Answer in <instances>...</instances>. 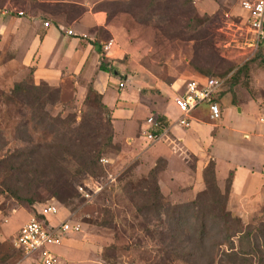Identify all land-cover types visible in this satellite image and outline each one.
I'll return each mask as SVG.
<instances>
[{"label":"rangeland","instance_id":"rangeland-1","mask_svg":"<svg viewBox=\"0 0 264 264\" xmlns=\"http://www.w3.org/2000/svg\"><path fill=\"white\" fill-rule=\"evenodd\" d=\"M241 1L112 0L102 4L110 24L119 28L123 37L122 42H113L114 53L104 59L111 61L108 59L120 55L115 67L123 80L109 76L107 88L117 95L116 107L130 108L126 113L132 110L133 128L127 136L121 124L125 121L120 118L115 122L112 109L99 106L90 91V79L84 75L66 77L57 85L36 84L42 88L40 110L33 99H8L16 83H35L30 79L31 68L11 60L16 46L4 27L0 28V264H38L36 258H25L13 240L21 225L49 204L58 207L55 221L69 217L80 224L79 232L52 247L59 264H191L190 258L172 259L164 253L169 248L192 246L184 235L186 227L180 233L173 231L168 208L188 204L204 189L203 167L200 174L196 168L210 159V146L202 148L212 139L219 178L226 172L225 155L232 153V163L243 161L245 165H235L239 182L260 191L248 197L225 196L228 175L219 183L216 180L226 198L225 207L241 220V233L250 232V237L243 235L241 241L239 234L232 237L235 248L246 249L252 244L245 264L256 262L258 251L264 258V167L258 158L241 151L247 141L237 133L264 130V122H260L264 120V39L256 46L252 42ZM7 13L0 8L1 22L14 17ZM109 39L104 37L105 42ZM245 64L247 69L237 73ZM209 77L228 79L220 96L219 118L213 122L199 117L201 122L191 121L187 128L172 124L195 152H188L179 134L174 136L170 130L157 141L147 140L152 130L144 123L156 114L145 107V98L153 99L159 89L170 87L171 93L164 91L159 100L164 112L170 115L173 109L177 115L173 90L188 80ZM118 80L123 87L118 86ZM120 95L127 97V103L118 99ZM110 97L112 92L104 99L101 95V102L111 105ZM209 123L215 124L214 128H209ZM218 123L213 135L210 131ZM111 133L112 141L107 144ZM156 142L168 149L159 143L151 150L152 157L143 155ZM161 147L165 163L155 177L161 195L158 201L152 200L157 196L149 171L156 163L158 168L163 166L156 155ZM89 151L100 154L96 168L83 164V155ZM15 157L24 163L25 173L15 170ZM143 204L150 208L146 216L137 214ZM221 230L218 222L209 229L217 235L214 240L219 239ZM223 243L220 250L227 247ZM209 264L232 262L223 259L216 248Z\"/></svg>","mask_w":264,"mask_h":264},{"label":"crops","instance_id":"crops-1","mask_svg":"<svg viewBox=\"0 0 264 264\" xmlns=\"http://www.w3.org/2000/svg\"><path fill=\"white\" fill-rule=\"evenodd\" d=\"M109 1L112 0H0V8L14 15L12 19L8 18L7 20L6 18L2 22L0 21V28H2V26L4 27L6 30L4 31L5 35L12 37L13 45L16 46V54L11 60L19 63L22 67L31 68L30 79L33 83L57 85L66 77L75 76L80 78L81 75H84L86 78L90 79L93 89L102 95L103 99L107 93L112 92L113 97H110L112 104H104L112 109V117L115 122L120 118H122L120 120L125 121V123L122 122L121 124L123 128L126 129L124 135L127 136L133 128V116L130 115L132 110L129 113H126L125 110L130 108H121V106L116 107L115 101L117 100V95L113 90L107 88L109 74L105 71L98 70V63L101 56L111 57L110 54L114 53V47L116 46L113 43L108 52L105 53L103 50V44L106 43L104 37H109L113 42L116 40L122 42L123 38L121 30L110 24L108 12L105 10V4L102 5L104 2ZM9 8H15L19 11L13 13ZM10 14L7 13V16H12ZM45 22L48 23L47 26H44ZM68 31H71V34H68ZM121 47L122 49L124 48L123 44ZM112 57L114 59L108 60L120 59V55L118 54ZM174 84H176V82ZM183 85L184 84L181 83L175 88L176 90H173L174 98L181 93ZM169 89L170 87L165 90L159 89L153 99L148 100L145 98V107L149 108L150 112L156 114V117L163 116L168 120L169 125L166 128L165 135H167L169 130V133L174 136H178L179 134L181 144L185 146L188 152L194 153L195 149H193L190 144H187L185 137L178 132V129H175V127L172 126L180 115L174 102L173 106L178 112L177 115L173 113V109L170 110V115L162 110L164 109V106H162L163 103L159 100V97H163L164 91H169L171 93ZM126 98L125 95H120V98L118 99L123 103H127L125 101ZM218 98L219 103H221L220 96ZM118 103L121 102L119 101ZM227 108L228 107L225 109V113ZM120 111L124 113H119ZM172 113L174 114V117H172ZM121 115L123 116L121 117ZM193 115L194 116L190 119V123L191 121L201 122L202 120L199 117H207L210 121H216L209 119L206 106L199 107L193 112ZM260 122H264V120ZM190 123L187 127L190 126ZM219 123L217 124L216 129H213L214 131H210L214 132L213 135H215L217 128H219ZM144 124L148 126L147 128L149 130H151L152 127L148 121ZM214 125L210 124L209 128H214ZM237 133L247 141L246 147L242 148L241 151L244 154H248L250 157H255V159L258 158L261 167H264V130L241 131ZM137 140V138H134V141L136 142L135 147L138 145ZM213 141L214 139L211 140L209 145L202 148V151L210 146V159L215 162V175L218 183L229 175V173H232L230 196L248 197L257 195L260 191H258L254 185L246 187L245 182H239L235 165H245L243 164V161L235 164L232 163V153L227 157L225 155L224 169L226 172L222 175V178H219L218 162L214 157L215 148L213 147ZM159 143L160 142H156L152 144L143 155L151 156V150L157 149L155 145ZM162 146L166 148L165 145ZM161 149L162 147L158 148L156 155L165 161V155L161 152ZM167 149L168 148H166V150ZM210 159H208L205 164H203L202 161L196 170L199 172V170H201L202 167L204 168ZM258 184L260 186L262 185L261 182ZM55 218L56 217L52 219L55 220Z\"/></svg>","mask_w":264,"mask_h":264},{"label":"trees","instance_id":"trees-1","mask_svg":"<svg viewBox=\"0 0 264 264\" xmlns=\"http://www.w3.org/2000/svg\"><path fill=\"white\" fill-rule=\"evenodd\" d=\"M148 1L152 3L155 0ZM115 62L116 60L107 61L106 59H104V57H101L98 63V70L107 72L110 77H119L118 79L123 80V76L120 75L119 69L115 67ZM246 69L247 65L245 64L243 69L240 68L237 73L241 72V70L245 71ZM232 76L229 78L230 80H232ZM120 80H118V82H122ZM227 80L228 79H226L225 84ZM41 89V86L36 84L26 86L24 83H16L14 87L10 90V94L7 98L10 100L13 98L23 100L26 98L33 99L38 103L37 107L40 110V105L42 104L40 103V100L43 98L40 92ZM90 91L94 92L99 106L106 111L109 110V107L101 102V95L93 89H90ZM222 92L223 91L219 93V96H221ZM2 96L3 95L1 94V97ZM215 100L219 101V98L217 97L215 98ZM108 122H110V120ZM156 122L159 124L160 129L167 128V126L169 125L168 120L165 119V117L163 116H157ZM157 132L159 131H156V133ZM109 139L110 141L107 144H110V142L112 141V133L107 135V140ZM1 146L2 137L0 136V148ZM99 155L94 154L92 151L85 153L83 155V164H85L89 168H96L98 165L96 159L100 158ZM17 158L18 157H15L12 161L13 163H17V167H15V170L25 173L26 171L24 163L21 160L19 161ZM158 162H163V166L158 168L156 163V165L149 171V178L151 180V183L153 184L155 196H157L152 197V200L154 198L159 201L161 195L155 183V177L157 172L163 170L165 161L159 158ZM202 178L204 181V189L199 193V195L195 199L191 200L188 204L184 206L173 205L168 208V216L174 222L173 231L175 233H180L184 229V227H186V230L188 229V231L184 235L187 236V243L192 244V246L189 248H184V250H176L169 248L166 249L164 253L167 257L172 256V259L179 256L184 258H190L189 263L191 264H209V262L212 260L213 251H215V249L217 248V250L222 253L223 259L229 260L230 262H232V264H245V261L247 260L245 257L247 254H249L250 251H253V246L252 244H248V247L246 249L243 247L237 250L234 246V241L232 237L236 234H239L238 240L241 241L243 235L244 238L248 239L250 237V232L248 230L247 232L245 231L244 233H241V220L236 214H234L229 209H227V207H225L224 203H226V198L222 196L223 194L220 192L216 185L215 162L212 159H210L202 169ZM231 180L232 174L230 173L225 181V196H228V194H230ZM148 208V205H141V207L138 208L137 214L142 213L144 214V216H146L145 214H147V211L150 209ZM187 211H190L189 215H187L186 213V215H184L183 213ZM188 222H191L190 226ZM216 222L221 224L222 230L220 232L219 239L214 240V236L217 235L215 233L210 232L209 229H211V227L214 226ZM141 228H143V225H141ZM143 230L144 232H147V229L143 228ZM223 242L227 243V247L224 250H220L219 248L222 247L221 245L224 244ZM17 250L21 253L19 249ZM255 256L256 262L252 263L250 261L249 264H264V258L262 257L260 251H258Z\"/></svg>","mask_w":264,"mask_h":264},{"label":"built area","instance_id":"built-area-1","mask_svg":"<svg viewBox=\"0 0 264 264\" xmlns=\"http://www.w3.org/2000/svg\"><path fill=\"white\" fill-rule=\"evenodd\" d=\"M241 8L246 13L249 31L252 34V42L255 46L264 39V0H242ZM48 23L45 22L44 26ZM71 34V31H68ZM113 45L109 39L103 44V50L108 52ZM226 77H209L204 80H188L184 83L181 93L175 96L173 102L180 115L175 123L187 127L193 112L203 104L207 107L209 119L217 120L220 115V103L215 98L223 91ZM118 86L123 87V82ZM151 132L147 133L149 141H157L165 135L166 128L160 129L156 118L149 117ZM160 129V130H159ZM156 131H159L156 133ZM106 161V160H104ZM53 204L44 205L37 210V215H32L19 228L13 240V245L19 249L25 258H36L38 264H59V259L52 247L61 244L66 236L79 232L80 224L69 217L54 218L59 212Z\"/></svg>","mask_w":264,"mask_h":264}]
</instances>
